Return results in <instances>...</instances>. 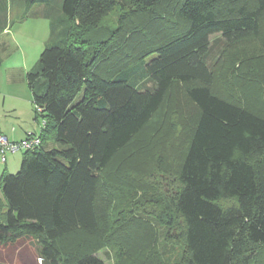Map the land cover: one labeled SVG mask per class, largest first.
<instances>
[{
  "label": "trees",
  "instance_id": "16d2710c",
  "mask_svg": "<svg viewBox=\"0 0 264 264\" xmlns=\"http://www.w3.org/2000/svg\"><path fill=\"white\" fill-rule=\"evenodd\" d=\"M6 1L0 0V33L7 28ZM28 1L42 3L49 20L48 41L26 73L46 123L40 146L23 153L16 173L1 175L0 248L7 262L0 264H11L30 235L37 236L41 264H108L95 254L101 245L80 253L62 249L58 240L106 229L113 197L107 168L144 130L175 82L183 84L197 116L175 176L161 185L165 169L159 167L149 189L140 174L157 206L144 212L165 228V242L183 245L176 264H258L264 248V96L252 101L231 82L216 88L210 56L259 35L264 0ZM116 6L122 12L111 34L91 36ZM126 31L124 40L137 33L143 39L134 52L114 39ZM161 163L157 155L155 165Z\"/></svg>",
  "mask_w": 264,
  "mask_h": 264
},
{
  "label": "rangeland",
  "instance_id": "374dc122",
  "mask_svg": "<svg viewBox=\"0 0 264 264\" xmlns=\"http://www.w3.org/2000/svg\"><path fill=\"white\" fill-rule=\"evenodd\" d=\"M27 1V0H26ZM25 0L6 1L4 12L7 33L0 38V130L10 124L14 113H21L25 119L36 125L40 131L41 124L35 118V105L27 85L26 73L36 64L41 51L49 38V20L42 14V3H30ZM123 9L127 10V4ZM122 6H116L103 18V28L91 32V36L106 37L109 29L117 24V17L122 12ZM134 24L129 25V28ZM108 27V29H107ZM114 35V39L123 42L126 34ZM111 36L110 38H112ZM2 40V41H1ZM143 41L141 34H133L126 38L123 50L134 52ZM152 56L145 59L148 62ZM211 62L216 64L215 87L221 84L234 83L247 90L252 101L264 96V18L261 21L259 35L248 38L226 48L222 54L217 51L210 56ZM184 86L175 82L169 88L163 105L153 116L144 130L134 137L112 159L107 172L109 180L113 182L110 190L113 197L109 203V222L93 236H86L82 232H75L58 240L62 249H79L80 253L91 248L95 254L108 264H176L184 254L182 244H169L164 240L165 228L158 224L154 217L144 211L155 210L152 190L145 193L144 183L139 180L141 175L147 179V187L151 189L153 173L165 169V177L160 184L165 185L178 170V160L183 154L190 126L197 116L196 108L184 99ZM257 102V101H256ZM264 112V105L259 107ZM7 112V113H6ZM30 119H28V114ZM12 122L14 120L12 119ZM24 126V124H22ZM179 143H173V140ZM173 146H172V145ZM180 150V151H179ZM23 153L9 154L8 160L17 161L9 173L18 171ZM160 155L163 163L155 165L156 156ZM12 167V163L9 168ZM117 168H119L117 170ZM117 170V171H116ZM4 171V163L0 162V180ZM141 174V175H140ZM117 179V180H116ZM142 184V185H141ZM142 187V190H141ZM0 197L2 191L0 188ZM152 199L153 204H149ZM228 203V202H224ZM149 206V207H148ZM140 224L131 228L133 224ZM144 223V224H143ZM128 224V225H127ZM103 232V233H101ZM25 235V234H24ZM0 248V259L7 262L5 254ZM5 253V250H3ZM38 241L36 235L28 239L16 250L11 264H41L37 258ZM258 264H264V248L257 257ZM252 264H255V262Z\"/></svg>",
  "mask_w": 264,
  "mask_h": 264
},
{
  "label": "built area",
  "instance_id": "2783aa9c",
  "mask_svg": "<svg viewBox=\"0 0 264 264\" xmlns=\"http://www.w3.org/2000/svg\"><path fill=\"white\" fill-rule=\"evenodd\" d=\"M35 112L41 120L39 123L41 124L40 131L37 133L29 132L27 135L20 140H11L6 135L0 134V162L5 163L9 154H15L18 152L24 153L28 150L37 148L41 144V131L43 130L46 119L41 116L43 113V108L41 106L35 105Z\"/></svg>",
  "mask_w": 264,
  "mask_h": 264
},
{
  "label": "crops",
  "instance_id": "0c3cea01",
  "mask_svg": "<svg viewBox=\"0 0 264 264\" xmlns=\"http://www.w3.org/2000/svg\"><path fill=\"white\" fill-rule=\"evenodd\" d=\"M5 34H8L7 33V28L4 29V31H2L0 33V38L3 35H5ZM11 110L15 114L14 117H12V119L14 120L15 123H13L12 122V119H11L9 125L1 128L0 134L6 135L11 140H20V139L24 138L27 135V133H29V132L37 133L38 128L36 127V125L34 124V122L32 123L29 120V122H25L24 123L23 122V119H25L27 117H25L21 113H15V111H14L13 108H11ZM26 114H28V113H26ZM28 119H30L29 114H28ZM31 119H34L35 120L34 117L31 118ZM22 124H24V126ZM11 163H12V167L9 168V165ZM16 164H17V161H10L7 158L6 162L4 163V170H6L7 172H9L10 170H12L11 168H14L15 167Z\"/></svg>",
  "mask_w": 264,
  "mask_h": 264
}]
</instances>
